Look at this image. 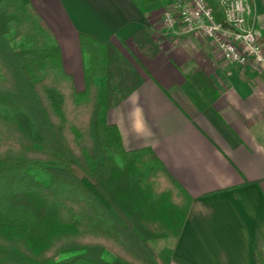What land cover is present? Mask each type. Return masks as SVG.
Masks as SVG:
<instances>
[{
  "label": "trees",
  "instance_id": "16d2710c",
  "mask_svg": "<svg viewBox=\"0 0 264 264\" xmlns=\"http://www.w3.org/2000/svg\"><path fill=\"white\" fill-rule=\"evenodd\" d=\"M171 1L131 0L143 14ZM78 43L80 91L30 0H0V264H166L155 243L178 236L191 198L102 120L139 82L127 60L110 42ZM181 89L196 111L217 95L200 70Z\"/></svg>",
  "mask_w": 264,
  "mask_h": 264
},
{
  "label": "crops",
  "instance_id": "0c3cea01",
  "mask_svg": "<svg viewBox=\"0 0 264 264\" xmlns=\"http://www.w3.org/2000/svg\"><path fill=\"white\" fill-rule=\"evenodd\" d=\"M246 1L264 50V0ZM30 3L77 91L79 34L110 42L136 73L137 85L102 120L124 150L149 148L191 198L178 236L155 243L166 264H264V63H226L181 27H162L161 9L143 14L131 0ZM196 70L217 90L202 111L181 89Z\"/></svg>",
  "mask_w": 264,
  "mask_h": 264
},
{
  "label": "built area",
  "instance_id": "2783aa9c",
  "mask_svg": "<svg viewBox=\"0 0 264 264\" xmlns=\"http://www.w3.org/2000/svg\"><path fill=\"white\" fill-rule=\"evenodd\" d=\"M223 21H217L207 0H172L161 10V23L179 26L187 34L199 36L235 65L257 66L264 63V50L248 20L246 0H213Z\"/></svg>",
  "mask_w": 264,
  "mask_h": 264
},
{
  "label": "rangeland",
  "instance_id": "374dc122",
  "mask_svg": "<svg viewBox=\"0 0 264 264\" xmlns=\"http://www.w3.org/2000/svg\"><path fill=\"white\" fill-rule=\"evenodd\" d=\"M162 10V9H161ZM160 24H161V26L162 27H164V28H167V27H165L164 25H163V23H161V19H160ZM178 26V25H177ZM177 26H175V27H177ZM168 29V28H167ZM188 35H190L191 37H193V38H195V39H197L198 41H197V44L198 45H200L202 48H206V49H209V50H212V51H214L212 48H210V43L209 42H205V40L204 39H202V38H200L199 36H196V35H192V34H188ZM210 45V46H209ZM156 246H158V243L157 244H155Z\"/></svg>",
  "mask_w": 264,
  "mask_h": 264
}]
</instances>
